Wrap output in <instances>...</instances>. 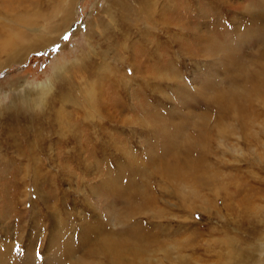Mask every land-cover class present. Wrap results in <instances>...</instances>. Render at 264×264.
I'll return each instance as SVG.
<instances>
[{"label":"rangeland","instance_id":"obj_1","mask_svg":"<svg viewBox=\"0 0 264 264\" xmlns=\"http://www.w3.org/2000/svg\"><path fill=\"white\" fill-rule=\"evenodd\" d=\"M111 1L0 0V257L264 264V0Z\"/></svg>","mask_w":264,"mask_h":264},{"label":"bare ground","instance_id":"obj_2","mask_svg":"<svg viewBox=\"0 0 264 264\" xmlns=\"http://www.w3.org/2000/svg\"><path fill=\"white\" fill-rule=\"evenodd\" d=\"M115 3V4H114ZM139 4H143V5H145L144 7L147 9V7H148V5H149V3L148 2H143V3H139ZM133 5V0H112L111 1V6H115V7H118L117 9H116V12L114 11V9H113V11L116 13V15H115V13L113 12V11H111V8H109V10L108 11H106V15H110L109 17H110V19H112V20H114V22H116V20L115 19H117L118 21H120V23L122 24V26H123V28H125V29H127L128 27H129V24H127V22H126V20H125V16H128L129 15V13L131 12L132 14L133 13H135V11L133 10V7L134 6H132ZM147 6V7H146ZM154 6V5H153ZM168 7V6H167ZM181 7V6H180ZM190 6H188V8H189ZM166 8V7H165ZM188 8H187V11H188ZM149 9V8H148ZM148 9H147V11H148ZM176 9V8H175ZM170 10V9H169ZM151 11V10H150ZM109 13H111V14H109ZM130 13V14H131ZM74 14V13H73ZM72 14V15H73ZM155 14V13H154ZM118 15V16H117ZM134 15V14H133ZM160 15V14H159ZM164 15V14H163ZM63 16L65 17V19H64V23H65V25H69L70 24V22H71V20H72V16L70 17V16H67V13H64L63 14ZM161 17H162V14H161ZM146 18V20L147 21H150L153 17L152 16H150L149 15V17H148V12H147V17H145ZM259 18V17H258ZM129 21V20H128ZM176 21V20H175ZM194 23H196V22H194ZM188 24H191L190 22H188ZM196 25V24H195ZM195 25H193V28H194V26ZM99 27H100V29L102 30L103 28H104V26H100L99 25ZM182 27H190V26H184V25H182ZM186 29V28H185ZM5 37H7V36H5ZM199 37H201V36H199ZM8 39H9V37H7ZM126 37H124V39H125ZM208 38V37H207ZM206 38V39H207ZM5 39V38H4ZM13 39V38H12ZM113 39H115V37L113 38ZM205 40V39H204ZM11 41H13V43L12 42H9L8 43V47L10 48V50H8V49H6V50H8V51H13V53H15V50H18L17 48H19V47H21V45H19V44H17L16 45V43L14 42V40H11ZM206 42V41H205ZM7 43V42H6ZM2 44V43H1ZM210 44V43H209ZM3 46V45H2ZM4 47V46H3ZM5 47H6V45H5ZM5 47L3 48V49H5ZM22 48V47H21ZM1 50V49H0ZM2 51H4L5 52V50H2ZM7 51V52H8ZM6 52V53H7ZM34 52V51H33ZM21 56V55H20ZM14 59V58H13ZM99 71V70H98ZM154 71V70H153ZM97 72V71H96ZM147 72H151V69L149 70V71H147ZM156 73H161V68L159 67V68H157V72ZM145 74V73H144ZM162 74V73H161ZM73 89V91H75L74 89H78L79 87L77 86V85H75L74 87H72ZM71 90V91H72ZM31 98V97H30ZM31 99H33V100H35L34 99V97H32ZM80 99V98H79ZM87 99H88V103L90 104V105H92V106H94L93 105V101H94V99L92 98V96H90V95H88L87 96ZM32 100V101H33ZM17 101L18 102H16V103H14V105H16V106H13V108L14 109H17V110H20L21 112H18L19 113V116H18V118H16V115H17V112L15 113V111H17V110H15L14 111V113L13 114H9V113H7V114H9L8 116H7V118H11V119H19V121H31V119H32V121H34L36 118H35V109H36V107H38L36 104V106H33L34 105V102H31V103H33V104H31L32 106L31 107H28V106H26L27 104H25L24 102H23V100H22V97L21 96H19V98H17ZM91 101V102H90ZM80 102V101H79ZM36 103V102H35ZM17 104L18 105H20L21 107H23L24 108V111L21 109V108H18V106H17ZM89 105V106H90ZM97 107V106H96ZM10 108V107H9ZM8 108V109H9ZM39 108V107H38ZM14 109H12V110H14ZM37 110V109H36ZM43 110V109H42ZM41 110V111H42ZM8 111V110H7ZM7 111H5V112H7ZM39 111V110H38ZM38 111H36V112H38ZM95 111V110H94ZM3 113V108L2 107H0V113ZM40 112V111H39ZM38 115H36V117H37ZM51 117H54L55 118V121H59V118L56 116V114L53 112V114H52V116ZM52 120H54V119H52ZM2 122V123H1ZM0 123H1V125H0V127H1V132H0V138H2L1 136H3V132L5 133V131L3 130V121H1ZM62 122V121H61ZM59 123H60V121H59ZM18 124H20V123H18ZM63 124V123H62ZM34 125V124H33ZM17 127H18V125H17ZM26 127V126H25ZM59 127H61V126H59ZM18 129V128H17ZM26 129V128H25ZM15 130V129H14ZM20 131H24L23 129H19ZM33 130V129H32ZM18 132V131H17ZM10 134H11V132H9ZM9 133H6V134H9ZM25 133V132H24ZM23 133V134H24ZM5 134V135H6ZM13 134V133H12ZM21 134V133H20ZM19 134V135H20ZM22 134V135H23ZM14 135V134H13ZM17 135V134H16ZM21 135V136H22ZM18 136V135H17ZM24 136H25V134H24ZM12 138V137H11ZM10 138V139H11ZM17 138V137H16ZM9 139V138H8ZM7 139V140H8ZM19 138H17V140H18ZM13 140V139H12ZM16 140V139H15ZM0 151H1V149H0ZM37 164V163H36ZM35 168V167H34ZM38 177V176H37ZM2 213V212H1ZM116 219H117V217L116 216H112V215H110L109 216V218H108V220L109 221H111V222H113V223H116L115 221H116ZM94 233V231L93 230H91V228H88L87 229V232L85 233V234H83V236H82V240L79 242L80 243V245L83 243V244H86V242H87V240L92 236V234ZM106 242H101V245H103V244H105ZM108 243H109V245H110V248H108V250L109 251H111L112 253H115L116 251H117V248H118V246H117V243L116 242H114L113 240H111V241H108ZM104 247H106V246H104ZM68 248V247H67ZM73 251L74 250H72V248H68V250L67 251H65V252H63L62 253V255H71L72 253H73ZM0 256H1V254H0ZM61 257V255H59V258ZM6 260V259H5ZM5 260H3V255H2V257H0V264H7V261H5Z\"/></svg>","mask_w":264,"mask_h":264},{"label":"snow or ice","instance_id":"obj_3","mask_svg":"<svg viewBox=\"0 0 264 264\" xmlns=\"http://www.w3.org/2000/svg\"><path fill=\"white\" fill-rule=\"evenodd\" d=\"M63 39L65 40V41H68L69 39H70V36L69 35H65L64 37H63ZM58 50V49H57ZM15 250V249H14ZM35 255H36V259H38V260H42V254L39 252V251H37L36 253H35Z\"/></svg>","mask_w":264,"mask_h":264}]
</instances>
